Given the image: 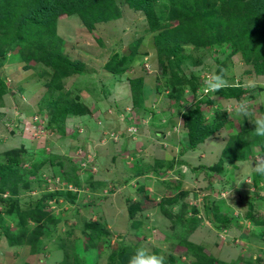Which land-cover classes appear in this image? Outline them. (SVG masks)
<instances>
[{
  "label": "rangeland",
  "instance_id": "374dc122",
  "mask_svg": "<svg viewBox=\"0 0 264 264\" xmlns=\"http://www.w3.org/2000/svg\"><path fill=\"white\" fill-rule=\"evenodd\" d=\"M168 3L153 1L154 15L164 17L157 29L150 28L144 9L125 0H116L114 15L93 22L91 29L78 14L59 16L55 23L57 38L45 46L56 45L61 54L83 65L82 71L62 79L60 89L51 85L50 65L37 59L28 61V54L20 52L19 47L6 53L0 67L6 84L0 96V163L18 153L23 159L17 167L20 174L24 178L29 174L36 181L30 189L20 190L21 201L55 189L70 190L75 201L49 199L41 208L46 215L38 221L34 215L26 217L23 228L17 224L19 213L14 210L9 215L0 205V264H60L66 249H74L86 264H106L108 254L123 242L140 244L164 259L174 256L181 262L178 264L196 259L202 264H264V225L254 224L245 216L246 197L263 190L255 203L258 218L264 219V178L258 186L252 181L254 161L264 158V150L255 145L244 161L228 158L231 134L238 131L244 117L235 111L238 102L216 97L202 109L206 124L219 109L230 110L226 111L230 121L194 148L188 145L181 117L198 99L208 96L202 95L203 80L216 73L229 86L247 91L242 96L248 108L245 122L252 127L250 121L259 118L263 110L256 107L264 100V75L250 70L251 64L239 51L231 53V46L222 44L224 40L221 45L196 48L194 40L202 31L196 28L193 36V30H185L194 40L188 36L186 44L177 46L184 57L177 58L176 63L183 73L176 88L182 95L171 96L170 87L162 79L168 76L161 75L162 65L154 46L155 36L176 24H165L169 21ZM220 3L209 0L208 5L220 9ZM220 12L214 23L224 37L254 29V22L247 24L246 17L244 21H230ZM114 54L117 59L133 55L119 74L104 66ZM164 58L167 62L174 56ZM190 75L197 77L195 93L188 87ZM139 78V104L134 105L130 80ZM63 95L85 106L87 112L67 115L62 123L54 119L52 126L56 127L50 128L49 104L62 101ZM220 158V171L210 177L198 168L214 165ZM172 161L173 166L166 167ZM71 167L78 168L80 186L64 179V172ZM90 167L92 179L102 184L95 189L85 185ZM124 180L127 182L123 186L110 192L113 185ZM142 186L146 190L138 193ZM137 202L141 209L135 218L142 221L140 226H135L137 221L130 218L128 210ZM159 202L169 208L172 217L164 214ZM174 205H179L178 213L173 212ZM215 209L217 214L231 217L230 226L219 227ZM92 222L107 232L104 238H95L93 245L89 243L92 231L85 227ZM7 231L14 235L22 231V244H10Z\"/></svg>",
  "mask_w": 264,
  "mask_h": 264
},
{
  "label": "trees",
  "instance_id": "16d2710c",
  "mask_svg": "<svg viewBox=\"0 0 264 264\" xmlns=\"http://www.w3.org/2000/svg\"><path fill=\"white\" fill-rule=\"evenodd\" d=\"M128 4L134 7H140L145 10L146 18L149 21L151 29H157L159 27V21H162L164 17L155 16L153 11L154 0H125ZM168 8L166 11V18L168 16V23L176 21L175 25H171V28H167L159 35L155 36L154 46L157 50V57L160 60L161 75L168 76L165 79L166 86L170 87L171 96L177 93V83L181 82L183 73L180 66H176L178 62L177 58H184L178 52L177 46L186 44L190 37V40H194L190 35H186L184 31L191 32L198 28V31H202V35L196 36L194 40L195 47L201 46L212 47L214 45L229 44L231 46L230 52L236 53L239 51L242 58L248 64L250 63L254 72L260 75H264V0H220V9L215 5H208L209 0H168ZM116 0H0V67L5 63L6 53L12 49L19 47V51H26L28 54V61L37 59L43 61L45 64L50 65L52 69L51 85L60 89L62 86V79L67 78L74 73L82 71V63L78 60H70L68 56L61 54L59 49L54 45L53 48H46V44L51 39H56L55 35V23L59 16L78 14L84 21V24L88 29H91L96 21L108 19L113 16V9L116 7ZM220 16H228L230 21L239 22L246 17L247 24H253L254 29L250 31H237L231 37H224V35L217 30L215 21ZM240 16H242L240 18ZM244 21V20H243ZM184 33V34H183ZM54 41V40H53ZM52 41V42H53ZM53 45V44H52ZM173 55V60L166 62L164 56ZM133 57L131 54L123 59H117V54H114L108 62L105 63V69L110 72L119 74L126 68V62L129 58ZM25 59V56L24 58ZM142 78L130 80V87L133 92L134 105H138L137 99L140 84ZM188 87L190 92L195 93L197 89V77L190 75L188 77ZM186 86V85H184ZM264 90V86L262 88ZM6 91V84L0 76V96ZM247 91L239 86H227L215 94H209L204 99H198L193 106L181 113L183 125L187 132L188 145L194 148L198 143L203 142L208 136L220 129V127L226 125L230 121V115L224 110H218L214 113L213 118L206 124L204 120V114L202 109L206 106L209 107L214 102V98L221 99H236L235 102H243L242 96ZM179 94V93H177ZM182 95V94H179ZM62 96V95H61ZM181 97V96H180ZM52 110L48 126H52L54 119L60 120L62 123L67 115L85 114L87 108L79 103H74L72 100H66L63 95V100H55L49 104ZM48 105V106H49ZM47 107V106H46ZM262 107V108H261ZM261 110V116L264 115V100L260 101V104L256 107ZM257 113H255L256 115ZM247 118L244 116L239 125V129L231 134V139L228 144V150L231 151L229 159L232 161H244L248 158V154L253 151V146L259 145L264 150V137H258L254 135L253 127H248L246 124ZM231 141L234 145H231ZM232 146V148H231ZM254 152V151H253ZM8 154V153H7ZM6 155V154H5ZM222 158L219 161L209 167L199 166L207 177H210L220 171L222 165ZM23 159L16 153L11 158L5 159L0 163V205L6 207V212L11 215L13 211L19 213L17 224L18 227L25 225L26 217L36 216L33 219L40 220L42 216L46 215L41 208L51 198H62L68 200L72 204L75 201L74 193L67 189H55L53 191H43L41 194L33 200L21 201L18 196L20 190H28L33 186L36 181L27 177H23L20 173L21 170L17 169L22 163ZM52 163V159H50ZM62 165V163H59ZM156 164H159L156 162ZM173 161L167 164L166 167H172ZM27 171V170H26ZM29 171V172H28ZM28 173H34V170H28ZM77 167H71L69 171L64 172V179L76 186L81 185V178L77 173ZM155 171V169H153ZM91 167L88 168L86 173L85 185L95 189L99 185L92 179ZM161 175L162 172H161ZM264 176L255 174L252 178L253 184L258 186L260 180ZM91 179V181H90ZM127 180L123 183L113 185L110 192H113L118 186H123ZM45 188V186H44ZM144 187H139L138 193L144 192ZM146 190V189H145ZM262 190V188H261ZM263 191V190H262ZM262 191L254 193L251 196H247V205L245 216L251 219L254 224L264 225V219L258 218V209L255 201L262 196ZM8 193L3 196L4 193ZM205 208L209 207L208 200L205 198ZM160 208L164 209V214L168 217H172L169 208H164L162 202H159ZM141 209L139 202L129 205L128 210L131 219H135L137 224L135 226L142 225V221L136 219V213ZM166 209V210H165ZM215 209L216 219L221 223L220 228L224 229L230 226L231 217L223 214H217ZM90 227L92 234H90L89 243L93 245L95 238H104L107 236V232L98 225L97 222H92L85 225ZM41 228V227H40ZM37 232V231H35ZM142 235V234H141ZM23 232L18 235L10 234L6 232V238L10 244H22ZM181 244L185 246L184 241ZM140 244H125L119 243L108 254L106 264H128L130 257L134 254L136 249L141 248ZM155 253V252H153ZM157 254V253H155ZM181 263L178 258L170 256L168 259H164V264H178ZM60 264H86L75 252L74 249H66L64 252V259ZM190 264H202L198 259L192 261ZM205 264H212L207 262Z\"/></svg>",
  "mask_w": 264,
  "mask_h": 264
},
{
  "label": "clouds",
  "instance_id": "9594fccd",
  "mask_svg": "<svg viewBox=\"0 0 264 264\" xmlns=\"http://www.w3.org/2000/svg\"><path fill=\"white\" fill-rule=\"evenodd\" d=\"M228 86V82L220 74L211 73L203 80L202 95L215 94ZM230 111V110H226ZM235 111L242 116L248 115V108L246 103L238 102ZM253 124V132L255 136L264 137V116L250 121ZM253 170L255 173L264 176V158L254 161ZM248 184L250 181H246ZM241 182L237 183L239 187ZM232 192V190H231ZM226 193V195L231 194ZM254 192V191H252ZM174 213L179 212V205L172 206ZM128 264H164V257L149 251L147 248H138L130 257Z\"/></svg>",
  "mask_w": 264,
  "mask_h": 264
}]
</instances>
